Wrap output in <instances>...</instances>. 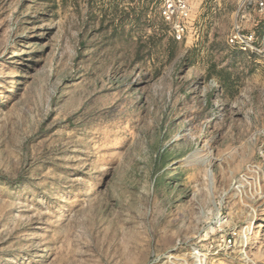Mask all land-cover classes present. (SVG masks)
<instances>
[{
	"label": "rangeland",
	"instance_id": "1",
	"mask_svg": "<svg viewBox=\"0 0 264 264\" xmlns=\"http://www.w3.org/2000/svg\"><path fill=\"white\" fill-rule=\"evenodd\" d=\"M257 2L0 0V264H264Z\"/></svg>",
	"mask_w": 264,
	"mask_h": 264
},
{
	"label": "built area",
	"instance_id": "2",
	"mask_svg": "<svg viewBox=\"0 0 264 264\" xmlns=\"http://www.w3.org/2000/svg\"><path fill=\"white\" fill-rule=\"evenodd\" d=\"M160 14L172 30V37L181 41L186 32V22L190 16L188 0H159ZM257 8L264 10V0H258ZM245 18V16H242ZM229 44L243 52L264 56V35L258 39L253 33H244L241 26L235 24L229 36Z\"/></svg>",
	"mask_w": 264,
	"mask_h": 264
},
{
	"label": "bare ground",
	"instance_id": "3",
	"mask_svg": "<svg viewBox=\"0 0 264 264\" xmlns=\"http://www.w3.org/2000/svg\"><path fill=\"white\" fill-rule=\"evenodd\" d=\"M194 264H200V262L199 261H194Z\"/></svg>",
	"mask_w": 264,
	"mask_h": 264
}]
</instances>
